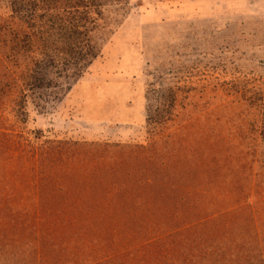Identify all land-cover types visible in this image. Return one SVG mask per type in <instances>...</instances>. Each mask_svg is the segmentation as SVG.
<instances>
[{"label":"trees","instance_id":"16d2710c","mask_svg":"<svg viewBox=\"0 0 264 264\" xmlns=\"http://www.w3.org/2000/svg\"><path fill=\"white\" fill-rule=\"evenodd\" d=\"M132 1L0 0V264H264L263 76L163 91L145 144L11 124L63 99Z\"/></svg>","mask_w":264,"mask_h":264},{"label":"rangeland","instance_id":"374dc122","mask_svg":"<svg viewBox=\"0 0 264 264\" xmlns=\"http://www.w3.org/2000/svg\"><path fill=\"white\" fill-rule=\"evenodd\" d=\"M237 72L264 77V0H133L62 100L45 112L30 106L26 124L10 120L65 140L145 144L163 91L192 81L198 97L202 78Z\"/></svg>","mask_w":264,"mask_h":264},{"label":"crops","instance_id":"0c3cea01","mask_svg":"<svg viewBox=\"0 0 264 264\" xmlns=\"http://www.w3.org/2000/svg\"><path fill=\"white\" fill-rule=\"evenodd\" d=\"M95 62V61H94ZM94 62H93V64L91 65V67L94 65Z\"/></svg>","mask_w":264,"mask_h":264}]
</instances>
